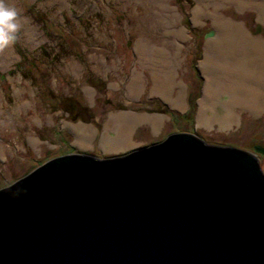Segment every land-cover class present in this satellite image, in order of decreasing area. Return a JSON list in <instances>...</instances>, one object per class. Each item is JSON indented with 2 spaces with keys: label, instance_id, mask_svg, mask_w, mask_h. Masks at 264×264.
<instances>
[{
  "label": "rangeland",
  "instance_id": "obj_1",
  "mask_svg": "<svg viewBox=\"0 0 264 264\" xmlns=\"http://www.w3.org/2000/svg\"><path fill=\"white\" fill-rule=\"evenodd\" d=\"M5 4L17 11L20 30L16 42L0 52V189L59 156L92 151L100 159L103 153L93 144L109 151L101 136L115 137L119 130L115 116L126 112L163 119L159 129L150 123L135 126L131 134L136 145L158 142L173 132L198 133L221 146L264 143V109L253 113L237 107L232 127L199 118L206 85L202 61L209 56L222 64L223 54L231 61L235 52L231 41L212 44L220 37L215 16L218 22L242 24L253 38L264 41V24L256 9L224 0H5ZM198 8L202 13L194 18ZM178 29L183 38L171 32ZM157 50L159 58L167 53L176 81L173 98L182 94V106L154 91L156 69L145 57ZM220 73L209 118L231 112L225 72ZM135 78L137 94L131 96L128 87ZM78 123L95 128L89 145L78 142L71 128ZM260 155L264 171V154Z\"/></svg>",
  "mask_w": 264,
  "mask_h": 264
},
{
  "label": "water",
  "instance_id": "obj_2",
  "mask_svg": "<svg viewBox=\"0 0 264 264\" xmlns=\"http://www.w3.org/2000/svg\"><path fill=\"white\" fill-rule=\"evenodd\" d=\"M257 154L264 150L210 146L178 132L118 159L53 158L0 189V264H264V238L237 251L223 244L233 236L225 228L235 225L228 213L240 207V188L264 199ZM208 156L219 164L222 189L186 186L204 177ZM125 166L132 168L118 177L146 175L132 191L115 188L111 171ZM200 212L215 231L199 230Z\"/></svg>",
  "mask_w": 264,
  "mask_h": 264
},
{
  "label": "bare ground",
  "instance_id": "obj_3",
  "mask_svg": "<svg viewBox=\"0 0 264 264\" xmlns=\"http://www.w3.org/2000/svg\"><path fill=\"white\" fill-rule=\"evenodd\" d=\"M237 4L240 8L252 7L258 12V19L264 24V0H224ZM202 13L198 8L193 12L194 18ZM220 37L218 41L212 42L223 44L225 42L233 43V52L230 56L231 61L227 59L228 54H223L226 60L222 64L215 63V60L206 56L201 63V69L205 76L204 95L199 102L200 121L206 120L209 123L219 121L221 126L232 127L236 122V114L233 112L237 107H246L253 113H260L264 109V41L253 38L250 32L242 24L234 23L232 20L218 22V16H215ZM177 37L183 38L181 29L171 31ZM217 41V42H216ZM216 47V46H215ZM158 51L155 54L146 55L150 66L156 69L154 91L159 93L164 99L170 101L172 105H181L184 96L181 94L177 99L173 98V91L176 85L175 74L169 71V61L167 53L162 52V57H158ZM222 59V58H220ZM228 60V61H227ZM226 62V63H225ZM225 72L226 88L230 93L231 100L229 108L231 112L222 118H209L207 110L209 103L216 97L217 88L216 77L220 71ZM139 79H134L128 87L131 96L137 94V83ZM118 119L119 130L116 137L105 136L104 144L111 150H118L131 146L134 127L141 123H150L154 129L162 126V118L159 116L138 115L133 113H121L115 116ZM71 128L78 137L81 145H89L91 139L96 134L95 128L90 124L78 123L71 124ZM83 153V152H82Z\"/></svg>",
  "mask_w": 264,
  "mask_h": 264
},
{
  "label": "flooded vegetation",
  "instance_id": "obj_4",
  "mask_svg": "<svg viewBox=\"0 0 264 264\" xmlns=\"http://www.w3.org/2000/svg\"><path fill=\"white\" fill-rule=\"evenodd\" d=\"M174 133L175 132H173L172 134H174ZM188 133H190V132H188ZM172 134L169 133L167 135L170 136ZM192 134L198 135L200 138H202V136L199 135L198 133H192ZM105 136H110V133H107L105 135L102 134L101 138H102L103 143H104ZM110 137H112V136H110ZM132 137H133V135H132ZM167 138H165V139L163 138L162 140H159L158 142H153V143H150L148 145L146 144L144 146L133 145L132 148H128L126 150H124V149H118V150L109 149V151H105V150H103L100 147V145H98L96 143L93 144V148H97V150L99 152L103 153V155L100 157L101 160H112V159H118V158H121V157H125V156L131 154L132 152H134V151H136L138 149H143V148H146V147H150V146H155V145L161 144ZM206 144H208L210 146H221L222 145V143H219L220 145H217V143L208 142V141L206 142ZM223 145L224 146H221V147L239 148V149L245 150V151L250 152V153H254L257 148H262L264 150V143L262 141H260V140H258L256 143L254 142L251 145L250 144L249 145L248 144L245 145V143L242 146L234 145L232 143H225ZM80 154H88V155H91V156L94 157L92 151H89L88 153H86V152L82 153L81 152ZM257 155L261 156L260 154H257ZM153 156H155V155H153ZM206 159H207L206 160V166H207L208 170L205 169L204 177H202V179L196 178L194 180V182H191L190 184H186L185 183V185L192 187L196 191L200 189V187H201L200 185H202V184L207 186L211 191L221 190L222 189L221 188V184H220L221 174L219 175L220 170H218V168H220L219 164H218L217 160H215L212 156H208ZM259 161H260V159H259ZM129 168H132V167L125 166L122 169H119L117 171L113 170L111 172L115 176L117 175V177H118V175H120V176L124 175L126 169H127L126 172L129 173ZM261 168H262V165H261ZM133 169H135V168L133 167ZM159 171H160L159 169L158 170H154L155 175H158L156 173L159 172ZM262 171H263V168H262ZM214 174L216 175V178L213 176ZM141 175H143V177L146 176L145 173L133 174L132 177L129 176L130 177L129 179H128V177L127 178H124V177L120 178V176H119L118 179H117L118 180L117 181L118 182V185H117L118 187H115V186L114 187L115 188H119V189L123 188L124 191H130V190L132 191V189L137 188V186H136L137 185V181H140L138 179H140V177H142ZM217 175L220 176V179H219V177ZM109 189L111 190V188H109ZM240 189L242 191V194L246 191L245 195L241 198L240 207H239L238 210L230 211L228 213L230 217L227 216L231 223L233 222V220L235 221V223H234L235 225L234 226H230L229 228H225V229H227L226 231L227 232L230 231V233H232L233 236L231 238H229V237H226V235H224V237H223L224 246L226 248H228V247L233 248V249H235V251H237L238 249H244V248L246 249L250 244H255V245L258 246L260 240L262 241V239L264 238V236H263V233H264V231H263L264 230V199L260 198L259 194L251 193V187L249 185L247 187H241ZM228 190H230V189H228ZM196 198H197L196 196L190 195L189 196V203L192 204L193 206L196 205L193 202ZM204 200H205V198H204ZM202 202L200 201V203H201L200 207L203 205ZM200 214L202 216L199 218V223H200L199 226H201V229L199 227V230L204 232L205 234H208L206 232L211 233L212 231H215L216 229L213 230V229L210 228V222H209V219H208L209 217H207L205 213L202 214V212H200ZM213 237L215 238L214 235H213ZM243 255H245V251L243 253H241V257L240 258L238 257V258L242 259ZM236 258H237V256H236Z\"/></svg>",
  "mask_w": 264,
  "mask_h": 264
},
{
  "label": "clouds",
  "instance_id": "obj_5",
  "mask_svg": "<svg viewBox=\"0 0 264 264\" xmlns=\"http://www.w3.org/2000/svg\"><path fill=\"white\" fill-rule=\"evenodd\" d=\"M19 30L17 11L0 0V52L16 42Z\"/></svg>",
  "mask_w": 264,
  "mask_h": 264
},
{
  "label": "crops",
  "instance_id": "obj_6",
  "mask_svg": "<svg viewBox=\"0 0 264 264\" xmlns=\"http://www.w3.org/2000/svg\"><path fill=\"white\" fill-rule=\"evenodd\" d=\"M107 134V133H106ZM132 135V134H131ZM132 142H133V144L131 145V146H127V147H124V148H121V149H128V148H131L133 145H136L135 143H134V141H133V139H132ZM136 143L137 144H139V145H136V146H141V142H138V141H136Z\"/></svg>",
  "mask_w": 264,
  "mask_h": 264
},
{
  "label": "trees",
  "instance_id": "obj_7",
  "mask_svg": "<svg viewBox=\"0 0 264 264\" xmlns=\"http://www.w3.org/2000/svg\"><path fill=\"white\" fill-rule=\"evenodd\" d=\"M18 52L20 53V55H22V57L24 56L23 54H24V51H21V49H20V47H18ZM20 66V65H19ZM18 66V67H19ZM0 77L2 78V76L0 75Z\"/></svg>",
  "mask_w": 264,
  "mask_h": 264
}]
</instances>
